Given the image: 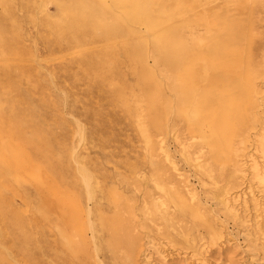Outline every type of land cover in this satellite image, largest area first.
I'll use <instances>...</instances> for the list:
<instances>
[{
    "label": "bare ground",
    "instance_id": "6f19581e",
    "mask_svg": "<svg viewBox=\"0 0 264 264\" xmlns=\"http://www.w3.org/2000/svg\"><path fill=\"white\" fill-rule=\"evenodd\" d=\"M235 1L223 0L226 5L221 8L212 4L214 0H89L72 10L67 23H37L48 29L44 39L66 36L72 42H85L73 52L81 73L93 86L108 88L109 101L136 117L135 126L147 147L143 165L150 179L137 178L135 164L120 177L136 191L147 186L136 200L106 181L112 177H98L84 165L68 164L65 144L50 132L59 125V110L51 125L34 117L38 109L57 104L45 96L34 103L36 90H43L34 77L39 59L0 28L1 186L7 190L11 184L41 180L36 193L39 206L25 209H35L39 220L23 221L19 216L25 210L0 207V264L16 261L10 250L22 256V263L36 264L27 245L33 239L31 230L40 237L45 226L56 233L51 259L60 264H88L103 257L105 250L114 264H135L139 229L147 231L144 236L151 241L155 234L165 235L169 243L179 237L196 244L204 234L208 242L215 240L217 230L196 192L186 184L184 189L170 186L175 176L167 171H175V164L151 133L184 125L207 148L202 167L210 180L213 175L236 177L237 145L242 144L244 127L258 118L254 109L259 91L251 68L254 57L247 51L255 43L252 24L257 4ZM122 68L133 77L132 84ZM261 151L264 155L263 145ZM13 195L25 203L29 198L26 191ZM221 195V204L231 212L222 190ZM9 214L16 216L13 222ZM7 225L11 229L6 236ZM58 250L66 256L60 257Z\"/></svg>",
    "mask_w": 264,
    "mask_h": 264
},
{
    "label": "rangeland",
    "instance_id": "374dc122",
    "mask_svg": "<svg viewBox=\"0 0 264 264\" xmlns=\"http://www.w3.org/2000/svg\"><path fill=\"white\" fill-rule=\"evenodd\" d=\"M255 1L257 5L254 6L252 27L256 38L253 48L247 51L254 57L251 68L257 76L255 84L259 94L254 110L258 118L253 121L251 119L244 127L242 144L237 145L239 172L236 177L219 178L211 173L213 178L210 180L202 167L208 157L207 148L201 138L196 133L190 134L184 125L163 133H151L153 140L161 142V147L175 164V171H167L175 176V183L170 186L184 189L186 184L196 192L211 216L217 236L212 242H208V236L204 234L196 244L186 243L179 237L169 243L165 235L159 234H155V240L151 241L148 236H144L147 231L139 229L135 264H264V155L261 151V145L264 146V0ZM84 2L88 3L89 0H0V28L7 29L13 39L22 43L21 47L37 55L40 69L34 72V77H38L43 84V92L40 88L36 90L34 103L37 104L45 96L47 100H56L57 104L55 107L38 109L34 117L44 119L45 123L51 125L55 121V111L59 110V125L53 126L50 132L65 144L63 150L67 152L63 154L68 164L84 165L98 177H112L106 181L121 191L123 196L136 200L141 192H146L147 186H139V191H136L130 185L120 182V177L129 173L131 164L136 165L137 178L146 176V180L150 179L148 167L143 165L144 158L147 159V147L135 126L136 117H129L125 110L109 101L108 88L93 86L92 81L81 73L74 62V56L77 55L73 52L85 47V42H72L66 36L44 39L48 29L37 24L40 21L67 23L72 20V10ZM235 2L230 0V3ZM218 3L219 7L225 8L223 0H214L212 4ZM51 26L49 23V28ZM147 60L150 62L151 58ZM122 72L132 84L133 77L125 68H122ZM155 152L159 156L163 155L162 149ZM0 171L4 169L0 168ZM9 176L12 175L6 177ZM1 177L0 207L14 211L25 210L30 205L32 208L39 206L36 193L41 180H28L24 185L11 184L7 190H3ZM97 181L101 184L106 182L101 178H97ZM221 190L231 212L221 204L222 195L218 196ZM22 191L28 193V204L19 195H13ZM212 193L217 194L213 197ZM105 202L102 199L101 203ZM25 211H21L19 219L26 221L34 217L39 220L37 213L33 214L35 209ZM135 213L141 214L138 210ZM203 213L204 210H200V214ZM8 216L10 222L16 218L13 216V219L12 214ZM38 222L41 225L42 221ZM44 228L46 231L40 237L36 230H31L33 239L27 245L30 256L36 260V264H60L58 260L51 259L54 252L51 240L56 233L53 228ZM10 229L7 225L4 231L6 236ZM20 237L17 236L18 239ZM10 251L16 258L12 264H25L21 261V255L14 250ZM105 251L103 257L92 258L88 264H114L110 259L111 254ZM57 253L62 258L66 256L63 250Z\"/></svg>",
    "mask_w": 264,
    "mask_h": 264
}]
</instances>
